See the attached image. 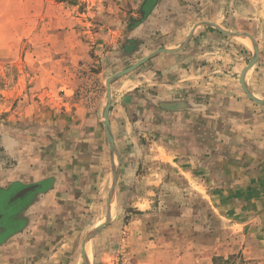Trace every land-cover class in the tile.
<instances>
[{
	"label": "crops",
	"instance_id": "1",
	"mask_svg": "<svg viewBox=\"0 0 264 264\" xmlns=\"http://www.w3.org/2000/svg\"><path fill=\"white\" fill-rule=\"evenodd\" d=\"M138 2V17L129 29L113 30L95 47L96 80L137 54L156 51L111 85L110 126L116 122L125 134L136 131L148 120L146 107L151 121L168 130L166 152L198 179L216 213L246 233L243 254L252 264H264V109L246 99L239 83L248 62L245 35L256 37L255 26L264 31V0ZM150 42L154 46L146 51ZM256 42L264 47V34ZM260 58L244 74L248 85ZM27 82L42 105L35 109L24 98L21 110L30 125L11 124L14 111L0 131V264L35 258L31 248L20 252L14 244L33 246L30 236L36 240L43 233L38 227L57 203L54 195L72 193L63 179L78 171L73 156L91 142L89 128L100 125L99 102L85 103L77 86L54 92L39 74L8 94L25 89L27 96ZM61 125L69 129L60 132Z\"/></svg>",
	"mask_w": 264,
	"mask_h": 264
},
{
	"label": "rangeland",
	"instance_id": "2",
	"mask_svg": "<svg viewBox=\"0 0 264 264\" xmlns=\"http://www.w3.org/2000/svg\"><path fill=\"white\" fill-rule=\"evenodd\" d=\"M138 1L0 0V123L4 122L0 131L14 111L16 122L11 118V124L30 125L28 117L24 120L21 108L26 105L22 100L33 103L36 109L42 105V97L29 90L28 82L27 96L25 89L24 96L8 92L21 88L35 75L47 78V89L64 93L63 87L77 86L85 103L98 101L100 105V125L89 128L91 142L80 145V154L73 156L78 171L62 182L72 193L54 195L52 201L57 203L38 227L43 233L36 240L30 236L35 241L33 246L20 242L14 248L20 252L32 249L35 258L25 264H213L214 257L226 264H252L242 252L246 233L216 213L198 179L184 172L182 160L166 152L168 130L151 121L146 107L148 120L125 134L116 122L110 126L111 96V146L104 125L107 80L146 55L137 54V59L131 57L121 63L112 75L110 69L102 80H96L95 47L113 30L129 29L138 17ZM262 27L253 28L256 37L245 35L249 54L244 68L255 57L246 72L256 64L259 54L261 61L252 69L254 76H248L250 85L244 83L264 100V47L256 42L262 40ZM153 46L150 42L145 50ZM239 50L243 52V48ZM57 83L62 86L60 90ZM239 83L246 99L264 109V104L244 91L240 79ZM64 127L60 132L69 129Z\"/></svg>",
	"mask_w": 264,
	"mask_h": 264
},
{
	"label": "water",
	"instance_id": "3",
	"mask_svg": "<svg viewBox=\"0 0 264 264\" xmlns=\"http://www.w3.org/2000/svg\"><path fill=\"white\" fill-rule=\"evenodd\" d=\"M252 40V43H253V46H254V49H255V53L257 55V47H256V44L254 43L253 39ZM158 51H162V50H158ZM156 51H153L151 53H149L148 55L142 57L141 59H139L136 63H134L133 65L127 67V68H124L118 72H116L114 75H112L108 80H107V89H106V97H107V102H106V106L104 108V125H105V129H106V133H107V136H108V139L111 143V146H113V139L111 137V134L109 132V123H108V109H109V105H110V99H111V94H110V91H111V82L113 79H116L118 77H120L121 75L133 70L135 67H137L138 65L142 64L143 62H145L149 57H151V55H153ZM255 57H253V59L250 61V63L247 65L246 68L243 69L242 71V75L240 77V82L242 84V87L244 89V91L252 98L254 99L256 102L260 103V104H264V100H261L259 99L256 95H254V93H252V91L250 89H248V87H246L245 83H244V74L246 72L247 69H249L252 64H253V61H254ZM166 109H170L169 106H164Z\"/></svg>",
	"mask_w": 264,
	"mask_h": 264
},
{
	"label": "trees",
	"instance_id": "4",
	"mask_svg": "<svg viewBox=\"0 0 264 264\" xmlns=\"http://www.w3.org/2000/svg\"><path fill=\"white\" fill-rule=\"evenodd\" d=\"M228 259V258H227ZM226 259V260H227ZM216 262H218L217 264H226L227 261H225L224 259L220 258V257H214L213 258V264H216Z\"/></svg>",
	"mask_w": 264,
	"mask_h": 264
}]
</instances>
